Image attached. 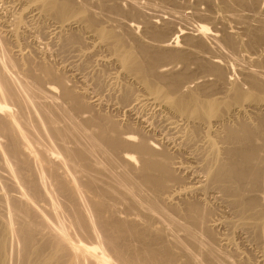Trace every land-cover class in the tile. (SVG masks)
Returning a JSON list of instances; mask_svg holds the SVG:
<instances>
[{"label": "bare ground", "instance_id": "bare-ground-1", "mask_svg": "<svg viewBox=\"0 0 264 264\" xmlns=\"http://www.w3.org/2000/svg\"><path fill=\"white\" fill-rule=\"evenodd\" d=\"M219 1L221 11L225 10L226 14L232 8L234 11V8H243L242 12L250 8L248 10L256 14L239 15L231 10L234 17L230 13L228 16L236 20L238 26L235 25L230 33L223 30L220 35L216 31L212 33L204 25L195 26L196 30L192 28L195 34L187 27L176 28L178 23L171 28L170 23L174 24L176 19L172 14L167 13V21L162 20L163 14H156L155 18L163 22L162 26H157L158 20H143V40L135 35V23L121 20V16L128 13L120 6L121 2L131 8L130 12L136 10L140 15L136 0H15L23 6L20 14L16 15L15 25L21 24L23 11H31L36 18L54 24L53 32L61 35L62 49L73 47L84 50L88 49L89 44L91 50L104 51L108 60L118 68V103L128 112H134L138 107H152L156 110L153 117L162 116L171 126H178L183 144L181 149L176 146L179 149L177 152L185 155V163H189V168L192 167L190 164L193 165L198 175L193 173L194 169H190L195 177L192 183L184 185L188 183L186 179L171 169L170 147L169 152L166 148L161 150V147V151H157L154 144L146 140V125H150L147 116V120L142 117L145 121L138 120L133 135L122 133L114 120L103 115H95L97 131H90L88 127L94 120L83 115L93 108L84 100V94L66 88L63 78L52 74V69L43 63L39 68L41 73L60 88V99L69 110L64 105H55L58 102L55 100L52 101L55 104L49 102L51 104L48 106V99L54 98L55 86L48 85L41 89L44 93L41 90V94L38 93L34 84L30 85L32 82H23L19 75L23 72L25 78L28 76L36 85L40 84L39 76L30 73V64L28 69L18 68V61L16 67L11 61L12 57L8 58V51L6 53L1 47L0 99L6 100L0 101V165L7 173H3L8 177L5 178L18 187L17 191L14 190L15 195L0 196V264H231L230 257H221L224 251L219 255L212 246L217 235L213 231V217L217 211L216 204L213 206L206 200L211 193H216L215 199L220 200L221 207L230 212V219L224 217V222L231 228L249 233V239L260 249L261 264H264V13L259 11L264 0ZM144 7L147 8L146 5ZM228 16L224 14L218 20L227 19ZM250 19L255 20L257 25H252L255 21L252 20V23ZM9 29L3 31V37L18 41L19 31L14 27ZM206 37L216 52H212L209 43L205 42ZM83 50L81 54L89 56L88 50ZM240 53L245 58H242L243 62L246 61L244 64L241 61L243 65L238 63ZM7 69L13 71L14 75L11 73L12 76H9ZM36 98H42L44 102L47 100L48 105L39 102L40 99L36 101ZM54 107L62 109L57 112ZM79 138H83L80 141L85 140L87 145L80 146L75 141ZM160 146L163 148L165 145ZM94 153L100 159L110 154L117 155L122 165L129 168L137 158L140 167L133 172L137 173L139 182H133V179H129L130 175H124L125 172L121 170L116 175L113 171L109 172L110 169L102 163L104 161L93 159ZM181 168L188 170L185 165ZM105 175L109 180L114 175V183L108 186L105 182L107 177L103 178ZM173 184L184 185L177 190L170 189L172 192L167 197L168 200L174 198V202L175 196L177 199L182 197L180 207H160V202H157L169 193V187ZM103 185L108 186L113 194L119 191L117 193L144 213L148 222L158 224L156 232L170 235L178 255L174 254L176 251L173 253L172 244L163 241L162 235L149 232L150 225L145 228L142 224L141 227L137 225L136 218L126 221L122 220V216L115 218L116 214L106 217L105 213L103 215L106 201L102 205L89 201L90 196L86 199V192L89 194L94 188H106ZM142 188L153 194V200L141 196ZM102 190L97 192L104 195ZM57 194L74 205L73 218L80 227L70 223L69 217L67 224H76L88 240L84 241L85 235L81 237L82 240L74 239L65 229L61 218L64 214L59 213V209L63 212L64 208L58 207L57 199L60 197L56 199L54 196ZM82 206H86L84 212L80 210ZM174 216L179 217L180 221ZM75 229L77 232V228H73V231ZM180 238L188 246L179 245ZM130 240L136 241L139 247H131ZM240 264L252 263L243 260Z\"/></svg>", "mask_w": 264, "mask_h": 264}, {"label": "rangeland", "instance_id": "rangeland-1", "mask_svg": "<svg viewBox=\"0 0 264 264\" xmlns=\"http://www.w3.org/2000/svg\"><path fill=\"white\" fill-rule=\"evenodd\" d=\"M1 1V0H0ZM140 1V2H139ZM143 1V2H142ZM201 0H136V2L138 3V6H140V10H139V12H140V15L139 14H137L136 13V10H135V12L133 13V12H130V11H132V10H129V9H131L125 2H121V4H120V6L121 7H123L122 9L124 10L125 9V11L126 10H128V13L130 14V15H128V13H127V15H123V16H121L122 17V19H121V17H120V19L123 21L124 20V22H130V23H132V24H134L135 25V35H136V37H138V38H141V39H145V33H144V24H142V22H143V20H151L152 19V21H154V22H156L157 20H158V18H155L157 15H159V16H162V14H163V18H162V20H164V21H167V20H169V17L167 18V13H170V14H172L175 18V21H174V24H173V22L172 23H170V27L172 28V25H176V23H178L175 27L176 28H181V27H187V29L188 30H193V29H195V26H196V28H197V26L198 25H204L205 27H207V28H209L211 31H212V33L214 32L215 33V31L217 32V34L218 35H220V32H222L223 30H225L226 32L227 31H229L228 33H230V32H232V28L233 27H235V25L236 26H238L236 23H237V21L236 20H231L232 19V17L231 16H228V13H230V15L232 14V13H234L235 11L237 12L236 14H239V15H241V13H243V15L245 14H250V15H252V14H256V13H254L252 10H248V9H250V8H245L244 9V12H242L241 10H243V8H240V10L238 9V8H234V9H236L235 11L233 10V8L231 9L233 12L231 13V10H230V12L228 11L227 12V14H226V12H224L223 10L221 11V9L222 8H220L221 7V4H220V1L219 0H202L201 2H200ZM207 1V2H206ZM218 1H219V3H218ZM142 2V3H141ZM145 2V3H144ZM213 2V3H212ZM264 2V1H263ZM262 2V4L260 5V9H259V11H260V13L262 14V12L264 13V3ZM142 4V5H141ZM147 6V8L146 7H144L145 5ZM150 4V5H149ZM164 4V5H163ZM176 4V5H175ZM127 5V6H126ZM212 5V6H211ZM215 5V6H214ZM142 6V7H141ZM152 6V7H151ZM214 6V7H213ZM216 6H217V8H216ZM150 7V8H149ZM154 7H155V9L156 10H154ZM152 8V10H150ZM162 8V9H161ZM164 8V9H163ZM135 9V8H134ZM148 9V10H147ZM237 9H238V11H237ZM23 10V6L22 5H20V4H18V3H16L15 2V0H2L1 2H0V49H1V47H2V49L4 48V51L7 53V51H8V53H7V55H8V58H10V57H12L11 58V61H13V63L15 64V66H16V64L18 63V61H19V63L17 64V66H18V68H19V66L21 67V68H24V69H28L27 67L29 66V64H30V66H32L31 68H30V66H29V69H31V72L30 73H32V75H34L35 74V76L37 77V76H39V80H41L40 81V84H35L34 82H33V80L31 79V78H29L28 79V76H26V78H25V74L22 72V74H19V75H21V77L20 78H22L21 80H24L23 82H29V84L30 85H33L34 84V89L35 90H37L38 91V93H40L41 91L44 93V90H41V89H45V87L46 86H48V85H53L54 83H53V81L49 78V77H46L44 74H42L41 73V70L39 69L40 68V66H41V64H43L44 63V65H47L50 69H52L51 70V72H52V74H54V75H56L58 78H60V79H62V81H63V84L65 85V87L66 88H69V89H71L72 91L74 90V92H76V93H81V94H84V100L85 101H87V103L88 104H90L91 106H92V108L93 109H91L92 111L91 112H88V113H86V114H84L83 116H86V117H90V118H92V120H94L93 122H92V124H90L89 125V130L90 131H92V132H96L97 131V128L95 127V123L97 124V119H96V117H95V115L96 116H102V117H109V120H114L113 122H115L117 125H118V127H119V129H121L120 131L122 132V133H126L127 134V132H128V134H135L134 132L136 131L135 130V128H134V126L135 127H138V120H142L143 118L144 119H146L147 117V119H149L147 122H148V124H150V125H146L147 126V132L149 133H146V140L150 143V144H154V146H155V148H156V150L157 151H159L160 149L162 150V149H165L166 148V150L168 151V147H170V152L169 153H171V155H172V160H171V162H170V166H171V169H172V171H175L174 173L176 174V175H180L179 177H181V176H183L186 180V182H188V183H186L185 181H183V182H185L186 184H184L185 186L187 185V184H190V182L192 183V178L193 177H195V174L193 175V173H196V175H198V173H197V170H195L194 169V166L193 165H191L190 164V166H192L191 168H189V163H188V165H187V163H185V162H187V160H186V158H185V155L183 154L182 155V153H179V152H177L179 149H181V147H182V144H183V141H182V133H181V131H179L180 129L178 128V126H175V124H173V126H171L170 124H169V121H166L162 116H152V114L154 113V112H156V110L155 109H153L152 107H144V108H137V110L136 111H134V112H128V111H126V109L124 108H122V105H120L118 102H119V74H118V68H117V66L115 65V64H113L111 61H109L108 60V55L103 51H101V50H99V51H94L93 49L91 50V48L89 47V44H87V48L88 49H79V48H70V49H62V47H60V45H61V43H60V39H61V35L59 34V33H57L58 34V36H57V34H56V32H53L54 30V28H53V23L50 21H48V20H40V19H38V18H36V16L34 15V12L32 13L31 11H23L24 13H23V17H22V21H21V24H18L19 25V27H18V25L16 24L15 25V23H16V15L18 16L19 14H20V11H22ZM163 10V11H162ZM165 10V11H164ZM152 11V12H151ZM172 11V12H171ZM217 11V12H216ZM218 11H219V13H218ZM240 11V12H239ZM246 11V12H245ZM247 11H249V12H247ZM142 12V13H141ZM11 13V14H10ZM144 13V14H143ZM149 13V14H148ZM153 13V14H152ZM164 13H165V15H164ZM186 13V14H185ZM194 13V14H193ZM196 13V14H195ZM199 13V14H198ZM223 13V15H221ZM132 14H134L133 15V17H131L132 16ZM137 14V15H136ZM151 14V15H150ZM157 14V15H156ZM178 16H177V15ZM224 14H225V16L227 15L229 18H227V19H224V20H218V19H221V17L222 16H224ZM136 15V16H135ZM176 15V16H175ZM219 15V16H218ZM235 15V14H234ZM234 15L232 14V16L234 17ZM125 16V17H124ZM128 16V17H127ZM139 16V17H138ZM140 16H142V17H140ZM185 16V17H184ZM198 18H197V17ZM213 16H214V18H213ZM216 16V17H215ZM262 16V15H261ZM139 18V19H137V18ZM149 17V18H148ZM154 19H153V18ZM166 17V18H165ZM179 17V18H178ZM183 17V18H182ZM201 17V18H200ZM125 18H127V19H125ZM133 20H132V19ZM165 18V19H164ZM136 19V20H135ZM142 19V20H141ZM179 19V20H178ZM181 19H183V20H181ZM235 19V18H234ZM15 20V21H14ZM23 20H24V22H23ZM162 20H158V22H156L158 25L157 26H162ZM214 20V21H213ZM229 20V21H228ZM249 20V19H248ZM253 20V19H252ZM252 20L250 19V22H252ZM46 21H48V22H46ZM134 21V22H133ZM140 21V22H139ZM159 21H160V23H159ZM181 21V22H180ZM234 21V22H233ZM236 21V22H235ZM255 20H253V22H254ZM13 22H14V25L15 26H13ZM23 22V23H22ZM187 22V23H186ZM225 22V23H224ZM252 22V23H253ZM2 23V24H1ZM223 23V24H222ZM247 23H249L248 21H247ZM252 23H249V24H252ZM254 23H256V24H254ZM252 25H257V22L255 21ZM140 26H139V25ZM161 24V25H160ZM221 24V25H220ZM231 24V25H230ZM22 25H23V29H22ZM223 25V26H222ZM262 25H263V27H262ZM260 24V27H262L263 28V31H264V24ZM15 28L16 30H17V32H18V35H19V37H21V38H19L18 37V41L16 42V41H14L12 38H7L8 40H6V38L5 37H3V31L4 30H8L9 28L10 29H12V28ZM18 27V28H17ZM21 27V28H20ZM170 27H169V30H170ZM174 27V26H173ZM225 27V28H224ZM193 28V29H192ZM213 28H216V29H213ZM9 29V30H10ZM30 29V30H29ZM220 29H222V30H220ZM228 29V30H227ZM196 30V29H195ZM195 30H193L192 31V34L194 33H196V31ZM2 31V32H1ZM21 31V32H20ZM210 31V32H211ZM169 32V31H168ZM50 33V34H49ZM22 34V35H21ZM62 34V33H61ZM144 34V35H143ZM56 35V36H55ZM5 38V39H4ZM25 38V39H24ZM58 38H59V40H58ZM11 39V40H10ZM207 39V40H206ZM206 39H205V42L209 45V46H211V50L214 48L213 47V44H210L211 43V41L206 37ZM10 40V41H9ZM13 40V41H12ZM20 42V43H19ZM15 43V44H14ZM59 43V44H58ZM213 47V48H212ZM6 48V49H5ZM90 48V49H89ZM1 49V50H2ZM62 49V50H61ZM76 49H79V50H76ZM0 50V51H1ZM87 51L88 50V52H89V56H85L84 57V55H82L81 54V52L80 51ZM3 51V52H4ZM78 51H79V53H78ZM11 52V53H10ZM212 52H216V50H212ZM225 52V51H224ZM6 53H5V55H6ZM12 53H14V54H12ZM21 54V55H20ZM81 54V55H80ZM242 54V55H241ZM12 55V56H11ZM16 55V56H15ZM78 55H79V57H78ZM242 57H241V56ZM10 56V57H9ZM13 56H15V57H13ZM21 56H22V59H21ZM25 56V57H24ZM80 56H82V57H80ZM239 56H240V58H239V60L238 61H240V62H238V63H240L241 65H243L244 63H246V61L245 62H243L244 60L243 59H245V58H243V53H240L239 54ZM238 56V57H239ZM27 57V59H25ZM105 57V58H104ZM14 58V59H13ZM18 58V59H17ZM243 58V59H242ZM240 59H242V60H240ZM17 60V61H16ZM28 60V61H27ZM82 60V61H81ZM83 60H84V62H83ZM102 60V61H101ZM24 61L26 62V63H24ZM243 62V64H242V62ZM16 62V63H15ZM48 62V63H47ZM231 63H232V61H230ZM24 63V64H23ZM21 64V65H20ZM100 64V65H99ZM25 65V67H23ZM16 66V67H17ZM37 66V67H36ZM39 66V67H38ZM15 67V68H16ZM52 67V68H51ZM83 68V69H82ZM23 69V70H24ZM18 70V69H17ZM7 71H8V69H7ZM25 71V70H24ZM10 72V73H9ZM54 72V73H53ZM8 73H9V76H10V74L12 73L13 74V71H8ZM12 74H11V76H12ZM58 74V75H57ZM117 74V75H116ZM14 75V74H13ZM53 75V76H54ZM60 75V76H59ZM24 76V77H23ZM55 76V77H56ZM117 77V78H116ZM25 78V79H24ZM41 78V79H40ZM97 78V79H96ZM114 78V79H113ZM51 81H52V83H51ZM103 81V82H102ZM27 82V83H28ZM103 83V84H102ZM37 86V87H36ZM39 86H42V88L41 87H39ZM44 86V87H43ZM53 86H55L54 87V91H55V93H54V98H53V100H50V99H48V104H47V100L44 102V101H41V99L42 98H36V101L38 100L39 101V99H40V101L39 102H41L42 104H44V105H48V106H50V104L51 103H54V102H57V104H55V105H58V104H60V106L62 105H64L63 107L66 109V110H69L68 109V107H66V105L63 103V101L61 100L62 98H61V90H60V88L59 87H57V85H53ZM37 88V89H36ZM40 88V89H39ZM39 89V90H38ZM41 90V91H40ZM82 91V92H81ZM42 93V94H43ZM41 94V93H40ZM87 95V96H86ZM85 96H86V98H85ZM61 98V99H60ZM117 98V99H116ZM105 99V100H104ZM2 100H6V99H0V101H2ZM43 100V99H42ZM55 100V101H54ZM99 100V102H97ZM52 101H54V102H52ZM92 101H93V103L96 101V104L94 103H92ZM44 102V103H43ZM49 102H51V103H49ZM91 102V103H90ZM46 103V104H45ZM97 103H99V104H97ZM53 104V105H54ZM119 104V105H118ZM54 105V106H55ZM98 105V106H97ZM12 107V106H11ZM34 107H32V110L34 111V112H36L35 111V109H33ZM56 108V109H55ZM63 108V109H64ZM152 110H151V109ZM53 109H55V111H57V112H60L59 110L60 109H62L61 107H60V109L59 108H57V107H54ZM64 109V110H65ZM13 110H15V108H13ZM154 110V111H153ZM152 111V112H151ZM141 113V114H140ZM99 114V115H98ZM134 114V115H133ZM146 114V115H145ZM133 115V116H132ZM140 115V116H139ZM145 115V116H144ZM151 115V116H150ZM137 116V117H136ZM147 116V117H146ZM150 116V117H149ZM139 117V118H138ZM143 117V118H142ZM162 117V118H161ZM137 118V119H136ZM143 119V120H144ZM146 119V120H147ZM164 119V120H163ZM145 121V120H144ZM158 121V122H157ZM161 121V123H159ZM164 121H166V122H164ZM136 122V123H135ZM126 123V124H125ZM131 123V124H130ZM158 123V124H157ZM161 124V125H160ZM169 124V125H168ZM124 125V126H123ZM127 125V126H126ZM132 125V126H131ZM168 125V126H167ZM129 126H131V127H133V128H131V127H129ZM152 126V127H151ZM155 126V127H154ZM127 127H128V129H127ZM160 127V128H159ZM166 127H167V129H166ZM178 128V130H177V128ZM92 128V129H91ZM149 128V129H148ZM159 128V129H158ZM171 128V129H170ZM94 129V130H93ZM125 129V130H124ZM132 129H134V130H132ZM130 130V131H129ZM149 130V131H148ZM126 131V132H125ZM134 131V132H133ZM179 131V132H178ZM133 132V133H132ZM172 133V134H171ZM181 133V134H180ZM151 134V135H150ZM174 134V135H173ZM180 134V135H179ZM149 135V136H148ZM177 135V136H176ZM179 136V137H178ZM178 138H180V139H178ZM1 139V138H0ZM83 139V138H82ZM81 138H79V139H77V140H75V141H77V143L80 145V146H86L87 145V142L84 140V142H81V141H83ZM81 140V141H80ZM157 140V141H156ZM161 140V141H160ZM175 140V141H174ZM182 142H180V141ZM167 141V142H166ZM172 141V142H171ZM155 142H157L156 144H155ZM159 142V143H158ZM169 142V143H168ZM176 142V143H175ZM174 143V144H173ZM179 144V145H178ZM181 144V145H180ZM160 145H165L163 148H162V146H160ZM172 145V146H171ZM175 145V146H174ZM157 146H159V147H157ZM176 146H178V147H180L179 149L176 147ZM161 147V148H160ZM160 148V149H159ZM160 150V151H161ZM176 150V151H175ZM172 151V152H171ZM95 155H93L94 157H93V159H95V160H99L100 159V157L99 156H97V154L96 153H94ZM110 154V153H109ZM175 154V155H174ZM113 154H110L109 155V157H107V158H105V159H103V158H101L100 159V161H104V162H102V163H104L105 165L104 166H106V168L107 169H110L109 170V172H111V173H113V172H115V173H113V174H117V172H119L120 170L122 171V172H125L124 173V175H130V178L129 179H133V182H139L137 179V173H134L135 172V170H136V168H139L140 167V163H138L139 161L137 160V158H135L134 160H133V162H132V164L130 165L131 167L129 168V166H127V167H125V166H123L122 165V163H121V161L119 160V157H117V155H113ZM182 155V156H181ZM96 156V157H95ZM108 156V155H107ZM112 157V159H111V157ZM99 157V158H98ZM181 157V158H180ZM183 157H184V160H183ZM109 158V159H108ZM174 158V159H173ZM103 159V160H102ZM107 159H108V161H107ZM116 159V160H115ZM181 159V160H180ZM106 160V161H105ZM136 160V161H135ZM114 161V162H113ZM118 161V162H117ZM138 161V162H137ZM182 161H184V162H182ZM108 162V164H106V163ZM111 162V163H110ZM174 162V163H173ZM184 163V164H183ZM175 164H180L179 166L178 165H175ZM183 166H182V165ZM108 165V166H107ZM113 165H115V167H113ZM117 165V166H116ZM184 165H185V167H188V170L186 169H184V168H181V167H184ZM111 166V167H110ZM122 166H123V168H122ZM174 166V167H173ZM176 166H178V167H180V169L178 168V167H176ZM173 167V168H172ZM0 178H2V179H0V180H2L1 182H0V190L2 189L3 191H4V193L2 192V190L0 191V196H2L1 194H3V195H5V194H8V195H11L12 193V195H15V191H17V189H16V187H18L17 185H16V183H15V186H14V182H12L11 181V183H10V181L9 180H7L6 178H8L7 177V175H5V174H7L5 171H3V169H2V167H1V165H0ZM112 168L115 170H112ZM132 168L134 169V170H132ZM106 169V170H107ZM190 169H194V172L192 173V171L190 170ZM125 170V171H124ZM179 170V171H178ZM189 170H190V172H189ZM113 171V172H112ZM120 171V172H121ZM134 171V172H133ZM119 172V173H120ZM181 172V173H180ZM188 174V176H187V174ZM3 173H5V174H3ZM108 173V172H107ZM118 173V174H119ZM183 173V174H182ZM192 173V174H191ZM190 174V175H189ZM2 175H5V176H2ZM97 175H100V174H97ZM136 175V176H135ZM185 175V176H184ZM113 176L114 175H111V178H112V180L110 181L109 180V177H107L106 175H105V177H103L104 179L107 177L108 178V180H107V178H106V180H105V182L108 184V186H109V184H112V183H114V179H113ZM126 176V177H127ZM187 176V177H186ZM192 176V177H191ZM6 177V178H5ZM133 177V178H132ZM182 178V177H181ZM189 178H191V179H189ZM3 179L5 180V181H3ZM192 180V181H191ZM262 180H263V183H264V176H263V178H262ZM7 181V182H6ZM9 182V183H8ZM6 185H5V184ZM7 183L9 184V185H7ZM2 184V185H1ZM4 184V185H3ZM12 184V185H11ZM181 185V186H174V184H173V186L171 185L170 187H169V190H168V194H165V195H163L161 198H160V200L157 202V200H156V202L157 203H159L160 202V204H159V206L161 205L162 206V208H165L166 209V207L167 208H169L168 207V205L170 206V205H174V206H176V207H180V204L182 203V201H180V200H182L183 198L181 197V199L178 197V199H177V196H175V202L173 201L174 200V198H172L171 200H168L169 198H167V197H169V194L172 192V190H170V189H175V190H177V189H179V188H181L182 186H184V185ZM2 186V187H1ZM6 186H8V187H6ZM108 186L106 187V186H104L103 185V187H106V188H94V190H93V192H94V194H92L93 192H89V194L86 192L85 194V196H87L86 197V199H88V197L90 198V200L89 201H91L92 200V202H98V203H102V205H103V203L105 202V204L103 205L104 206V208L106 209H104V212H103V215H104V213H105V216L106 217H109V216H111V214L113 215V217H114V215H115V218H119V217H121L122 218V220H126V221H132L133 219L134 220H136L139 224H137V225H144V227L145 228H148L149 227V225H150V227L148 228V229H150V231L149 232H151V231H155V232H153V233H159V231H157L156 232V229H158L159 228V225L158 224H156L154 221L152 222V221H150V222H148V220L147 219H145L146 218V216L145 215H143L144 213L141 211V210H139V209H137L135 206H133L131 203V201H128L127 200V198L125 197V196H123L122 194H119V193H117V192H119V191H117V192H115L114 194L112 193V191H110L109 189H108ZM13 187V188H12ZM174 187V188H173ZM176 187V188H175ZM102 190V189H106V190H102L105 194L103 195V194H101V193H99V192H97V190ZM15 190V191H14ZM116 191V190H115ZM2 192V193H1ZM5 192H7V193H5ZM96 192V193H95ZM109 192H110V194H109ZM100 195H99V194ZM107 193V194H106ZM91 194V195H90ZM96 194V195H95ZM117 194H119V195H117ZM216 193H211L210 195H208V197H209V199H208V197L206 198V200L208 201V202H210V204H212L213 206L215 205V208H216V214L214 215L215 217H213V220L215 221H213L214 223H215V226L213 227L214 228V233L216 232L217 233V235H216V241H215V243L216 244H220V245H216L215 246V243H213L212 244V246H214L213 248L216 250H218L219 248V250H221V251H217L216 250V252L220 255V254H222L221 252H223L224 254H222L221 255V257L222 256H224L225 257V255H226V257L228 256V258H229V261L231 262V264H233L234 262L236 263L237 262V264H240V262L241 261H243V260H248V261H250L252 264L253 263H255V264H261V258H262V254H261V252H260V249H259V247L257 246L256 247V244L251 240V239H249L250 238V236H249V233H247L246 231H243V230H240L239 231V229H235V228H231V226L229 227V225L226 223V222H224V217H226V219L228 220V219H230L229 217L231 216L230 214H228V209L227 208H225L224 206L223 207H221L222 206V204L219 202L220 200H216L215 199V197L217 196V195H215ZM58 195V194H57ZM54 195L55 196V198L57 199L58 197H60V199L58 198L57 199V202H58V200H59V202H58V207H62V208H64V210H63V212H62V209L60 210L59 208V213H63L64 215H62V221H63V223H64V225H65V229L67 230V231H69V234H72V235H70L71 237H73L74 239H81L82 240V238L81 237H83L85 234L84 233H82V230H81V228H80V230H79V228L78 227H76L78 224L75 222L76 221V219H74L75 217V212H73V211H75L74 210V205H72L71 204V202H69L66 198L64 199V197H62V196H60V195ZM110 195V196H109ZM113 195V196H112ZM115 195V196H114ZM122 195V196H121ZM149 196L148 198L147 197H145V196ZM151 195H152V197H151ZM215 195V196H214ZM103 196V197H102ZM141 196L143 197H145L144 199H147V200H149L150 198V200H153V194L150 192V191H148V190H145V188H142L141 189ZM94 197V198H93ZM113 197H116V198H113ZM106 198H107V200H106ZM187 198V197H186ZM62 199V200H61ZM124 199V200H123ZM164 199V201L162 202V200ZM215 199V200H214ZM96 200V201H95ZM115 200H117V201H115ZM121 200V203L119 202ZM123 200V201H122ZM210 200V201H209ZM101 201V202H100ZM108 201V202H107ZM110 201H112V202H110ZM128 201V202H127ZM171 201H172V203H171ZM180 201V202H179ZM216 203H215V202ZM125 202V203H124ZM127 202V203H126ZM165 202V205L163 204ZM174 202V203H173ZM177 202V203H176ZM214 202V203H213ZM70 203V204H69ZM111 203V204H110ZM115 203V204H114ZM117 203H119V204H117ZM124 203V204H123ZM162 203V204H161ZM170 203V204H169ZM220 203V204H219ZM62 204V205H61ZM128 204H129V206H128ZM70 205H72V206H70ZM118 205V206H117ZM132 205V206H131ZM164 205V206H163ZM71 208H70V207ZM106 206V207H105ZM160 206V207H161ZM73 207V208H72ZM85 208H86V206H84ZM219 207V208H218ZM85 208H83V206L80 208V210H82V212H84L85 211ZM120 208H121V210H120ZM135 208H136V210H135ZM223 208H224V210H223ZM73 209V210H72ZM133 209V210H132ZM84 210V211H83ZM112 211V213H111V211ZM120 210V211H119ZM222 210V211H221ZM227 212H226V211ZM107 211V212H106ZM220 211V212H219ZM225 211V212H224ZM125 212H126V214H128V215H126L125 214ZM142 212V213H141ZM70 213V214H69ZM114 213V214H113ZM120 213V214H119ZM135 213V214H134ZM226 213V214H225ZM230 213V212H229ZM71 214H73V216L72 217H70L71 216ZM221 214V215H220ZM126 215V216H125ZM218 215H219V217H220V219H219V217H218ZM63 216H64V218H63ZM221 216H223V218L221 217ZM229 216V217H228ZM71 219H69V218ZM74 217V218H73ZM120 218V219H121ZM123 218H127V219H123ZM133 218V219H132ZM136 218V219H135ZM174 218H178V219H176V220H179L180 221V218L179 217H175L174 216ZM217 218V219H216ZM67 219H69V220H67ZM130 219V220H129ZM144 219V220H143ZM218 219H219V221H218ZM222 219V220H221ZM222 221V223H224L223 225H222V223H220ZM67 222L69 223H72V224H74V223H76L75 225H72V224H67ZM143 222V223H142ZM150 223V224H148V223ZM152 222V223H151ZM216 222H218V223H220V224H218V223H216ZM146 223V224H145ZM68 225V228L66 227L67 225ZM152 224V225H151ZM226 224H227V226H226ZM72 226V228H71V226ZM147 227H146V226ZM155 225V226H154ZM158 225V226H157ZM217 225V226H216ZM74 226V227H73ZM79 226V225H78ZM158 228H157V227ZM80 227V226H79ZM141 227H143V226H141ZM154 227V228H153ZM223 227V228H222ZM225 227H227V228H225ZM73 228H77V232H76V229H75V231H73ZM153 228V229H152ZM69 229V230H68ZM218 229V230H217ZM227 229V230H226ZM235 229V230H234ZM65 230V231H66ZM78 231L80 232V233H82V235L80 234V233H78ZM234 231V232H233ZM73 232V233H72ZM230 232V233H229ZM68 233V232H67ZM74 233H75V236H74ZM152 233V232H151ZM219 233H220V235H219ZM227 233V234H226ZM243 233V234H242ZM247 233V234H246ZM78 234V235H77ZM160 234V233H159ZM163 233H161L160 235H162ZM230 234V235H229ZM232 234V235H231ZM80 235V236H79ZM165 235H166V237H165ZM181 236V235H180ZM226 236V237H225ZM248 236V237H247ZM85 238V240L84 241H86V239L88 238V237H86V235L84 236ZM225 237V238H224ZM228 237V238H227ZM162 238L164 239L163 241L165 242V243H168V244H172L173 242H171L172 241V237H170V235H168V234H166V233H164V235H162ZM169 238V239H168ZM244 238V239H243ZM171 239V240H170ZM181 239V241L183 240L182 238H180ZM179 239V240H180ZM218 239V240H217ZM220 239V240H219ZM223 239V240H222ZM227 241H226V240ZM88 240V239H87ZM170 240V241H169ZM178 240V242H180L179 243V245H182V246H186L187 245V243H186V241H179ZM227 242H225V241ZM231 240V241H230ZM131 241V242H130ZM129 241V244L130 245H132L131 247H133V248H138L139 246L137 245V242L136 241H132V240H130ZM168 241V242H167ZM218 241H220V242H218ZM224 241V242H223ZM135 242V243H134ZM131 243H133V244H131ZM185 243V245H183ZM223 243V244H222ZM234 244L233 245V247H235V248H233L232 247V244ZM226 244H228V245H226ZM134 245V246H133ZM137 245V246H136ZM224 245V246H223ZM136 246V247H135ZM173 246V247H172ZM188 246V245H187ZM221 246V247H220ZM222 246H223V248H222ZM170 247H171V249L172 250H174L173 251V253L174 254H177L178 255V250H176V247H175V245L174 244H172V245H170ZM216 247H218V248H216ZM224 247H225V249H224ZM229 247V248H228ZM171 250V251H172ZM230 251V252H229ZM236 251H238V252H236ZM259 251V252H258ZM226 253V254H225ZM232 253V254H231ZM260 253V254H259ZM217 254V255H218ZM230 254V255H229ZM233 254H235V255H233ZM243 254V255H242ZM231 255H232V257H231ZM261 255V256H260ZM250 256V257H249ZM244 257V258H243ZM260 257V258H259ZM178 259H181L180 257H178ZM233 259V260H232ZM242 259V260H241ZM232 260V261H231ZM236 260V261H235ZM257 261V262H256ZM259 261V262H258ZM234 263V264H235Z\"/></svg>", "mask_w": 264, "mask_h": 264}]
</instances>
